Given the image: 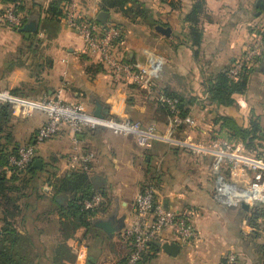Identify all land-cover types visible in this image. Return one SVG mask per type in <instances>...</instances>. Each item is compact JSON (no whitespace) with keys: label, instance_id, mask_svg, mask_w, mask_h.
Returning a JSON list of instances; mask_svg holds the SVG:
<instances>
[{"label":"crops","instance_id":"0c3cea01","mask_svg":"<svg viewBox=\"0 0 264 264\" xmlns=\"http://www.w3.org/2000/svg\"><path fill=\"white\" fill-rule=\"evenodd\" d=\"M60 1L23 0L24 26L33 24L36 32L0 23V92L19 91L20 97L38 101L62 89L68 104L117 121L138 122L144 128L153 126L161 134L167 131L169 116L157 96H176L183 100L194 125L184 126L171 139L195 145H208L217 136L236 142L222 129L227 119L249 129L257 117L264 130V53L247 73L246 93L234 95L237 104L218 107L207 94L209 82L247 49L253 28L264 15L257 6L259 0H138L147 14L134 22L114 10L104 11V0H76L85 16L98 21L100 13H108L106 24H99L124 32L114 48L123 61L145 66L151 54L162 59L150 87L123 78L116 81L100 60L86 54L83 39L65 25L66 1L63 15L56 21L48 19L47 9ZM8 6L0 3V16ZM159 27L169 30L168 35L159 32ZM34 112L30 116L12 113V133L19 146L31 144L47 121L44 112ZM77 140L82 150L95 156L90 170L70 167L73 142L64 126L37 150L35 160H42L43 168L21 175L30 185L18 201L20 214L9 221L23 238L19 254L27 264H55L61 256L56 250L65 240L62 226L70 195L57 194L52 184L74 173H85L93 190L103 193L104 211L86 238L68 239L71 262L66 264H122L130 245L121 232L133 221L136 199L148 185L155 186L156 199L164 208L191 215L200 234L192 246L176 243L181 247L176 257L157 248L150 264H222L232 250L237 264H264V218L252 219L254 208H227L215 199L217 176L244 186L249 181L245 173L232 176L226 164L216 165L212 156L196 155L166 141L143 148L135 135H115L105 128L86 129ZM260 144L264 147V138ZM6 172L7 177L14 175ZM10 196L16 198V194ZM112 218L114 233L97 226ZM3 220L0 211V232Z\"/></svg>","mask_w":264,"mask_h":264},{"label":"built area","instance_id":"2783aa9c","mask_svg":"<svg viewBox=\"0 0 264 264\" xmlns=\"http://www.w3.org/2000/svg\"><path fill=\"white\" fill-rule=\"evenodd\" d=\"M20 3L11 4L0 16V23L13 27L21 26V15L18 13ZM65 25L84 41L86 54L100 60L116 81L122 78L131 80L137 85L150 87L152 79L162 65V59L151 54L145 66L139 63H128L119 58L114 50L121 43L124 32L110 25H101L95 18H88L78 8L76 0L64 3ZM264 53V28L256 25L251 34V42L244 54L228 69V77L237 82L243 74L258 62ZM158 102L170 111L169 125L165 134H161L153 126L144 128L138 122L130 120L117 121L109 117H98L88 113L83 106L68 104L63 99V90L59 89L52 97L42 100H31L13 95L11 92H0V105L8 104L18 115L30 116L34 111L47 115L46 123L39 128L31 144L22 146L15 155L9 158V168L13 172L22 173L31 166L38 147L61 133L66 126L72 137L73 150L69 156L70 167L90 170L95 156L79 147L77 137L86 129L105 128L115 135H135L143 148H151L154 141L174 143L196 155H209L216 165H225L231 175L243 172L249 177L246 185L232 183L223 175L216 178V201L227 208H240L242 204L250 208H264V156L255 157L248 154L240 143L231 138L217 136L210 144H192L173 141L172 135L184 126H193L189 117H181L178 100L164 95L157 96ZM154 185H148L136 199L135 215L130 226L126 227L121 236L129 242L131 254L127 264H138L151 244L178 243L192 246L200 240L191 215L180 214L164 208L156 199ZM104 197L96 193L91 200L82 203L85 210H95L103 204ZM264 239V221H263ZM238 256L233 250L223 258L222 264H237Z\"/></svg>","mask_w":264,"mask_h":264},{"label":"trees","instance_id":"16d2710c","mask_svg":"<svg viewBox=\"0 0 264 264\" xmlns=\"http://www.w3.org/2000/svg\"><path fill=\"white\" fill-rule=\"evenodd\" d=\"M65 1L66 0H61L49 6L46 11L48 19L56 21L63 15L62 3ZM104 2V11L114 10L131 22L140 18H146L147 10L144 4L138 0H104ZM0 3L7 5L20 3L18 13L24 12L23 0H0ZM26 22L27 19L23 17L21 19V27L24 26ZM249 70H247L237 82H233L229 79L227 74L228 70L211 80L207 89L209 102L218 107L233 106L235 104V100L233 99L234 95H243L247 91V73ZM12 94L22 96L19 91H14ZM164 96L178 100V108L181 117H187V111L184 109V102L181 98L171 95ZM163 108L167 116H170V111L167 107L163 106ZM12 113L13 110L10 105H0V211L4 218V226L0 232V264H27L26 258L19 254V252H21L20 247L23 243V238L16 232L14 224H12L9 219L20 214V207L17 205L18 201L22 198V192H25L30 185V180L24 179L21 175H26L27 172L31 170L32 165L22 173L13 171L14 175L7 177L6 171H11L9 168V158L15 155L18 149L22 147L17 145L14 141L11 127ZM222 127L223 130L226 129L231 133V137L234 138L236 142H239L247 153L255 157L264 156V147L260 144L264 138V130L257 117L251 120L249 129L238 127L233 120L228 119L225 120ZM15 184L18 185L15 186ZM52 185L57 194L62 193L70 195V201L67 208L64 210L65 222L62 226V236L65 237V240L58 244L59 247L56 252L61 253V256H57L54 260L55 264H62L64 260V264H66L71 262V251L67 246L68 239L75 237V235L80 239L86 238L92 229H94V220L104 211L102 205L95 210H85L82 203L86 200H91L96 193H101L102 195L103 193L93 190L88 176L85 173H74L71 177L66 176L57 184ZM10 194H16V198H12ZM262 208L255 207L251 213V218L255 220L262 217L264 218V208ZM251 218L249 222L255 227V221ZM157 248L156 244H151L138 264H150L154 253L157 252ZM130 254L131 247L130 253L122 264L128 263Z\"/></svg>","mask_w":264,"mask_h":264},{"label":"water","instance_id":"95a60500","mask_svg":"<svg viewBox=\"0 0 264 264\" xmlns=\"http://www.w3.org/2000/svg\"><path fill=\"white\" fill-rule=\"evenodd\" d=\"M257 6L260 9L264 10V0H259V2L257 3ZM108 17H109L108 13L102 12V13H100V15L98 17V21L102 24H106ZM157 30L164 35H168V33H169V30L164 29V28L159 27V28H157ZM22 31L23 32H36V28L33 24H30V25L24 26L22 28ZM94 115H96L98 117H104L103 115H100V114H94ZM42 168H43L42 160H40V159L35 160L33 163L32 169H42ZM241 207L244 211H249V209H250V207L246 204H242ZM97 226L99 228H101L103 231H105L107 234H111V233H114L116 231V228L114 227V219L113 218L108 220V221H105V222H100L97 224ZM156 246L159 249H162L166 254H168L169 256H172V257H176L180 253V250H181L180 245H178L176 243H166L163 245L156 244ZM89 263L93 264L91 261H89Z\"/></svg>","mask_w":264,"mask_h":264},{"label":"rangeland","instance_id":"374dc122","mask_svg":"<svg viewBox=\"0 0 264 264\" xmlns=\"http://www.w3.org/2000/svg\"><path fill=\"white\" fill-rule=\"evenodd\" d=\"M258 14H259V15L263 14V11L258 12ZM258 24L261 25V26H263V28H264V15L261 16V19H260V21H259ZM250 42H251V34H250L249 42L247 43V45H249ZM246 47H248V46H246ZM235 103L237 104L236 101H235ZM34 113H40V112H39V111H35ZM48 141H49V140H48ZM41 146H43V145L41 144V145L38 147V149H39ZM185 150H186V149H185ZM37 154H38V151H37ZM37 154H36V156H37Z\"/></svg>","mask_w":264,"mask_h":264}]
</instances>
